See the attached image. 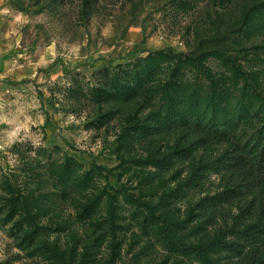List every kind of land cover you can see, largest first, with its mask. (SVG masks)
Here are the masks:
<instances>
[{"label":"rangeland","instance_id":"obj_1","mask_svg":"<svg viewBox=\"0 0 264 264\" xmlns=\"http://www.w3.org/2000/svg\"><path fill=\"white\" fill-rule=\"evenodd\" d=\"M262 13L264 0H0V264H237L226 241L264 239L260 213L210 227L196 210L230 188L232 146L264 136V35L249 33ZM178 104L242 128L209 153L182 133L134 139Z\"/></svg>","mask_w":264,"mask_h":264},{"label":"trees","instance_id":"obj_2","mask_svg":"<svg viewBox=\"0 0 264 264\" xmlns=\"http://www.w3.org/2000/svg\"><path fill=\"white\" fill-rule=\"evenodd\" d=\"M249 30L252 35H264V13L254 18ZM177 106V110H169L164 116H154L149 127L134 132V139L144 145L155 137L182 133L195 139L209 153L228 142L243 125L241 120L228 113L211 114L206 111L186 115L182 105ZM177 159L188 161L189 153L183 151ZM174 165L170 163L161 168L166 172ZM220 166L228 176L230 188L198 201L196 210L204 222L215 227L221 220L229 219L232 210L238 206L242 207L241 219L252 218L257 213L264 216V136L252 135L243 145H233L220 160ZM78 188L79 185L73 187L75 191ZM225 247L236 256L237 264H264V239L258 241L247 236L243 241H226Z\"/></svg>","mask_w":264,"mask_h":264}]
</instances>
